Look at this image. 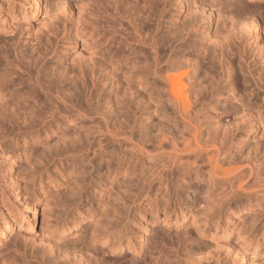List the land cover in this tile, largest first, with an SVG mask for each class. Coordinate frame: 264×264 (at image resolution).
I'll list each match as a JSON object with an SVG mask.
<instances>
[{"label": "rangeland", "instance_id": "rangeland-1", "mask_svg": "<svg viewBox=\"0 0 264 264\" xmlns=\"http://www.w3.org/2000/svg\"><path fill=\"white\" fill-rule=\"evenodd\" d=\"M75 1L79 7L95 10L93 30L87 25L73 44L74 32L69 24H57L54 9L30 18L13 9L11 0H0V196L3 203L19 206L5 181L10 161L20 194L38 204L34 229L7 232L0 241V260L23 254L27 264H67L70 260L62 257L63 250L87 246L105 264H186L187 254L175 247L188 244L203 248L188 256L197 264H264V199L230 204L229 189L215 180L201 176L180 184L173 173L171 189L186 201L187 209V216L175 225L174 212L154 215L144 206L145 193L162 195L152 178L171 161L167 154L148 146L151 154L155 151L148 158V154L128 153L127 147L125 161L119 165L116 154L108 152L102 158L78 146L99 138L96 130L102 113L109 121L129 126L134 139L142 137L148 143L173 122L174 112L157 90L148 47L136 42L127 20L109 16L105 6L117 3L130 8L143 28L165 43L160 55L166 57L174 46L180 61L200 64L190 78L195 92L188 98L196 105L194 97L200 91L203 123L210 129L234 132L238 156L261 151L264 90L255 87L248 69L264 79L260 58L264 40L233 24L234 12L241 9L236 7L239 0ZM241 1L264 26V0ZM210 10L214 20L209 26ZM118 56L115 71L100 75V66ZM50 81L77 87L76 110L66 117L50 118L54 102L44 92ZM182 82L188 86L187 74ZM116 146L111 143L110 149ZM41 170L50 176L32 184V175ZM206 216L221 223L204 225ZM73 219L80 223L64 234L52 228L57 220L72 226ZM225 219H231L227 226ZM104 226L123 229L120 250L111 252L109 244L90 242ZM126 242L131 248L125 247ZM230 246L246 249V256L232 255Z\"/></svg>", "mask_w": 264, "mask_h": 264}, {"label": "bare ground", "instance_id": "bare-ground-1", "mask_svg": "<svg viewBox=\"0 0 264 264\" xmlns=\"http://www.w3.org/2000/svg\"><path fill=\"white\" fill-rule=\"evenodd\" d=\"M243 3L244 1L239 0L236 4V7H240L241 9L234 12L231 19L233 24H240L243 27L242 30H250L251 37H260L264 40V26L262 21L257 16H251V7H242ZM10 6L13 9H21V14L23 16L29 15L30 18H34L42 12L46 13L49 9H54L58 19L57 24L62 23L64 26L65 24H69L70 30L74 32L71 37L73 44L77 43L78 35L85 29H88L87 25L90 24V30H93L94 27L92 25L94 23L92 15L95 9L79 7L75 0H11ZM105 7L109 10V16L111 18H124L127 20L133 26L137 38L136 42L146 45L151 52V71L153 77L158 81V92L164 96L167 105L174 112L171 118L173 122L169 127L159 129L155 133L152 143H148V139L142 137L134 139L132 129H129V126L125 125L122 121L118 123L109 121L110 118L102 113V116H100L101 124L97 125L96 130L99 138L95 142L89 141L86 146L81 144L78 146L82 147L84 149L83 151L92 150L94 154H99L102 158L108 152L116 154L119 165L125 161L127 147L129 148L128 153L137 152L141 155L148 154V158L150 157L149 154H151V149L150 151L147 149L148 146H152V149L154 147L158 153L161 151L167 154L171 161L165 166V169L158 172L152 178V181H156L158 190H161L162 195L159 196L158 193L151 195L148 192L145 193L148 196V201L144 206H147L149 211L153 212L154 215L160 211H163L164 215L174 212L175 225L181 223L182 219L187 216L184 213L187 209H185L186 201L178 198L175 191L171 189V175L173 173H176V182L180 184L201 176H207L209 180H215L223 188L229 189L230 196L228 197V202L231 201L230 204L236 205L239 200L250 203L253 200L264 199V148L259 152H251L244 156H238L233 149L235 143L234 132L216 128L210 129L201 120L200 115L205 104L199 100L200 91H197L194 97V103L196 102V105H192L188 98L190 93L195 92L194 84L190 78L200 64L189 59L180 61L181 56L179 53H174V46L170 47L169 54L166 57L160 55L159 49L165 43L159 42V39L149 29L145 30L142 22L135 17V13L130 8H120V5L117 3L109 4ZM202 7L204 8L205 6L202 5ZM206 18L210 26L214 20L211 10ZM189 37L190 35H188ZM129 48L134 51L136 50L133 46ZM121 56L110 60L108 64H102L99 68V74L102 75L103 72L112 74L116 69L115 67L119 65ZM260 58L264 63V44L260 46ZM147 62L148 59L146 57L144 64L147 65ZM182 68L186 69L181 71ZM248 73L252 76L255 87L263 91L264 79L262 76L253 74L250 69H248ZM186 74L187 87L182 82ZM95 78V74L93 73V82ZM254 90L253 88L252 91ZM44 92L54 102L50 118L58 119L60 116L66 117L69 111L76 110L74 100L79 96L77 87L70 86V88H67L59 82L54 84L53 81H50L44 86ZM232 92L234 91L232 90ZM105 140L108 142H104ZM111 143L117 145L116 150L110 149ZM155 151H153L151 156L154 155ZM10 159H12L11 155L8 156V160ZM11 168L12 163L9 161L6 167L7 174L5 181H7L10 193L19 202V206L14 207L11 204L3 203L0 196V203L2 202L4 206V208H0V241L12 229H17L18 232L21 231L20 229L22 227L27 230L34 229L38 209L37 203L29 201L20 194L19 185L13 180L10 174ZM108 173L111 174L113 171L109 170ZM45 176L47 178L50 176L48 171L41 170V172L32 175L31 183L41 184ZM141 212H144L143 208L140 209ZM179 214L181 216L178 218L177 216ZM207 216L202 218L204 225L213 222V217ZM230 220H226V226L229 225ZM70 222L72 226H68V223L57 220L52 224V228L59 234H64L73 227H76L80 223V220L73 219ZM213 224L217 227L219 225L218 219L216 221L214 220ZM124 234L123 229L104 226L102 230L92 236L90 242L93 244L98 242L101 244H109V250L113 252L120 250L124 246ZM141 237L144 238V236ZM125 247L128 249L131 248L129 242L125 243ZM237 247L233 246L231 248L232 255L235 254L234 256H237V258L238 256L245 257L246 249L242 248L241 250ZM175 249L179 253L183 252V254H187L186 264H197V260H188V256H191L192 253L199 254L203 250L201 246L193 248L188 244H180ZM61 254L65 259L70 260L67 264H105L104 260L100 259L94 253V250L87 246H75L63 250ZM21 256L22 259H19ZM21 256L18 259L15 256L13 257V255L6 256L0 260V264H27L26 257L23 254Z\"/></svg>", "mask_w": 264, "mask_h": 264}]
</instances>
